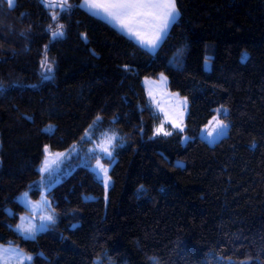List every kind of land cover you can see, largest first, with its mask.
I'll list each match as a JSON object with an SVG mask.
<instances>
[{
	"label": "trees",
	"instance_id": "trees-1",
	"mask_svg": "<svg viewBox=\"0 0 264 264\" xmlns=\"http://www.w3.org/2000/svg\"><path fill=\"white\" fill-rule=\"evenodd\" d=\"M81 1L0 0V242L30 264H264V0H175L154 52ZM160 73L188 99L183 130L155 132L143 78ZM220 106L228 133L210 144L199 130ZM98 116L123 141L107 197L77 166L48 190L53 228L23 237L17 196L45 146L71 147Z\"/></svg>",
	"mask_w": 264,
	"mask_h": 264
},
{
	"label": "rangeland",
	"instance_id": "rangeland-1",
	"mask_svg": "<svg viewBox=\"0 0 264 264\" xmlns=\"http://www.w3.org/2000/svg\"><path fill=\"white\" fill-rule=\"evenodd\" d=\"M52 5H55V3H52ZM205 66L206 68L210 67L209 59L205 60ZM143 82L149 104L162 115V121L156 126L155 132L157 134H166L174 129L183 130L188 106L187 97L171 90L168 85V78L163 73L157 76L146 75L143 78ZM182 101H186V107L180 103ZM218 109L221 111L217 112ZM217 110L210 120L199 130V135L210 144L218 141L228 133L229 123L221 117L222 114L227 113V107L220 106ZM98 117L99 120L97 119ZM98 117L88 126L82 138L76 141L71 147L63 150H51L48 146H45L44 157L42 163L39 165L40 177L36 181V184L30 185L17 196V200L25 208L19 214L17 224L22 222L21 217H25L26 219L23 221L25 225L31 222L37 226L38 230L35 236L42 231L53 228L56 222V214L48 190L54 184L61 181L64 176L72 172L77 166H86L95 173L96 177L103 183L105 197H107L108 190L112 184L109 171L116 160V156L114 155L115 149L123 141L120 132L104 124L101 116ZM217 120L226 124L227 128L216 130ZM44 129L51 131L53 125L47 124L44 126ZM209 133H212V135H209ZM111 137H115V139L112 141L110 148L112 155L108 157L103 149L109 147L108 140ZM187 140L188 136L184 134L182 142L185 143ZM46 159L48 161V168L42 172L41 168L44 167ZM97 160H99L100 166L108 169L109 186L107 189L105 188L104 173L101 171V167L97 165ZM34 187L39 189V195L35 198L31 195L30 191ZM25 193H27V196L23 195ZM93 197V194L87 195V198ZM49 215L53 216V222L42 220V217ZM41 224L45 225L44 230H39ZM54 234L56 236L58 235V233ZM21 235L25 238L35 237H29L27 234ZM28 257H31L32 260V255L19 245L11 242H0V264H30L31 260L27 259Z\"/></svg>",
	"mask_w": 264,
	"mask_h": 264
},
{
	"label": "snow or ice",
	"instance_id": "snow-or-ice-1",
	"mask_svg": "<svg viewBox=\"0 0 264 264\" xmlns=\"http://www.w3.org/2000/svg\"><path fill=\"white\" fill-rule=\"evenodd\" d=\"M7 3L11 8L14 6L15 0H7ZM65 5L70 7V5H67V0H65ZM83 6H86L89 10L93 11V14H102L103 18L125 31L129 36L135 37L142 46L147 47L150 50H155L160 45L161 41L166 36L169 27L179 15L175 0H83ZM53 19H56V17H53ZM62 29L63 25H58L53 36H63L64 33ZM42 66L45 67L47 72L52 71L46 55L42 61ZM180 103L186 107V101ZM220 111L221 110L219 109L217 110V112ZM97 119L99 120V117ZM224 128H227V125L222 121L217 120L216 130ZM209 135H212V133H209ZM114 139L115 137L109 138V147L103 149L108 157H111L112 155L110 148ZM97 165L100 166L99 160H97ZM100 167L105 176L104 182L105 188L107 189L109 186V179L107 176L108 169L102 166ZM47 168L48 161L46 159L41 171L43 172ZM23 195L27 196V193ZM25 219V217H21L22 222L17 224L16 228L21 234H27L29 237H34L38 230L37 226L31 222L25 225L23 223ZM53 219L52 215L42 217V220L49 222H53ZM44 227L45 225L41 224L39 230H44ZM27 259L31 260V257H28ZM151 259L153 264H159L155 257ZM242 264H247V262H242Z\"/></svg>",
	"mask_w": 264,
	"mask_h": 264
},
{
	"label": "crops",
	"instance_id": "crops-1",
	"mask_svg": "<svg viewBox=\"0 0 264 264\" xmlns=\"http://www.w3.org/2000/svg\"><path fill=\"white\" fill-rule=\"evenodd\" d=\"M175 3H176V1H175ZM81 5H82V7H83L85 10H87L88 12H90L91 14H93V11L89 10L86 6H83V0L81 1ZM176 8H177L178 13H179V15H180V11H179L177 5H176ZM93 15H95V16H97V17H99V18H101V19H103V20H105V21H107L108 23H110L111 25H113L114 27H116L118 30H120L123 34H125L126 36L132 38V39H133L134 41H136L140 46H142V45L139 43V41H138L135 37L129 36L125 31L121 30L119 27H117V26L114 25L113 23L109 22L107 19L103 18L102 14H101V15L93 14ZM179 15H178V17H179ZM178 17H177V18H178ZM177 18H176V19H177ZM176 19H175V20H176ZM172 24H173V23H172ZM172 24H171V26H172ZM171 26H170V27H171ZM170 27H169V29H170ZM169 29H168V30H169ZM167 32H168V31H167ZM162 41H163V40H162ZM162 41H161V43H162ZM161 43H160V44H161ZM159 46H160V45H159ZM159 46H158V47H159ZM142 47L145 48V49H147L148 51H151V52L156 51L157 48H158V47H157L155 50H150V49H148L147 47H144V46H142Z\"/></svg>",
	"mask_w": 264,
	"mask_h": 264
}]
</instances>
